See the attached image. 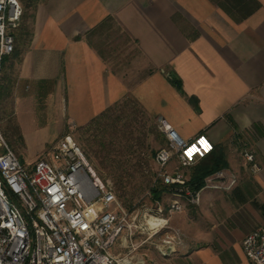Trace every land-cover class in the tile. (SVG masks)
I'll use <instances>...</instances> for the list:
<instances>
[{"label": "crops", "instance_id": "obj_1", "mask_svg": "<svg viewBox=\"0 0 264 264\" xmlns=\"http://www.w3.org/2000/svg\"><path fill=\"white\" fill-rule=\"evenodd\" d=\"M259 1L262 7L238 22L213 0H46L37 9L32 40L14 64L12 90L18 101L50 97L60 110L66 101L79 125L133 96L183 138L204 134L214 146L223 145L226 170L248 175L254 199L264 204V0ZM108 17L139 49L144 75L134 84L101 54L94 40L101 32L88 39ZM174 73L185 93L198 99L199 111L171 82ZM59 117L61 129L65 121ZM24 140L30 156L24 162L34 163L30 159L43 149L27 133ZM244 142L262 167L256 174L246 168ZM236 187L246 192L242 184ZM191 206L167 217L168 238L160 249H169L165 256L179 257V264H221L220 253L209 246L208 225L193 216ZM136 241L138 248L145 245ZM125 255L134 258L130 250Z\"/></svg>", "mask_w": 264, "mask_h": 264}, {"label": "built area", "instance_id": "obj_2", "mask_svg": "<svg viewBox=\"0 0 264 264\" xmlns=\"http://www.w3.org/2000/svg\"><path fill=\"white\" fill-rule=\"evenodd\" d=\"M22 14L20 0H0V86ZM159 129L167 144L155 156L157 180L173 198L168 208L157 202L139 213L124 207L114 182L94 169L70 134L36 162L27 163L9 146L0 122V264H134L112 248L119 241L130 251L138 249V234L151 238L167 226L166 211H182L184 200L199 203L183 170L214 148L204 134L185 139L165 120L159 121ZM244 144L246 168L256 174L262 167ZM217 176L225 180L228 173L221 170ZM236 182L215 187L231 189ZM243 249L252 263L264 264V227L244 237Z\"/></svg>", "mask_w": 264, "mask_h": 264}, {"label": "rangeland", "instance_id": "obj_3", "mask_svg": "<svg viewBox=\"0 0 264 264\" xmlns=\"http://www.w3.org/2000/svg\"><path fill=\"white\" fill-rule=\"evenodd\" d=\"M44 1L46 0H40L36 8H27L24 1L20 0L23 14L13 30L16 37L15 51L3 68L0 122L9 146L23 162L26 161L27 157H30L24 140L27 133L35 147L43 149L36 158L30 159L36 162L64 135L70 134L81 146L94 169L114 182L117 196L125 208L142 213L146 208L154 207L157 202L168 208L173 198L172 194L168 190L164 191L162 199L156 200L152 192L154 187L162 185L161 181L157 180L159 167L155 156L166 146V137L159 129V120L151 117L133 96L115 104L107 115L97 116L85 125H79L69 117L66 101L60 110L50 97L16 100L12 90L13 81L9 80L18 74L19 64L17 63V67L14 64L16 65L32 40L36 12ZM105 31L107 30L103 31L102 36H95V42L111 57L114 69L120 71L121 75L128 77L130 83L134 84L135 80L144 75L138 47L132 41L121 37L123 32L118 29L119 32L113 31L110 34ZM60 115L65 123L58 129ZM50 139L52 142L47 145ZM246 145L254 151L249 144ZM243 147L242 157L246 161ZM198 163L183 170L188 182L191 180L193 167ZM173 164L176 165V161ZM219 172L206 177L205 184L200 190H193L194 195L200 196L199 203H188L183 198L185 208L192 205L193 216L208 225L211 237L209 246L220 253L221 264H254L244 252L243 240L248 233L264 227V220L259 210L252 204L255 195L249 185V176L246 178L241 172L226 170L228 176L221 180L217 176ZM209 180L211 182H208ZM233 180L237 182L231 189L215 187L221 184L229 185ZM209 183L214 187H208ZM240 184L244 186L248 195L249 201L246 204H240L233 196V190ZM171 215L166 211L164 217ZM166 227L151 238L148 233L136 236L138 240L145 241V245L131 251L134 264H179V257L170 260L165 256L170 253L169 249H160V245H166L164 240L168 238L169 229ZM150 232L153 233V230ZM129 250L128 247H119V241L112 248L114 253L117 252L116 254L119 253L121 256L127 254ZM160 251L164 255H161Z\"/></svg>", "mask_w": 264, "mask_h": 264}, {"label": "trees", "instance_id": "obj_4", "mask_svg": "<svg viewBox=\"0 0 264 264\" xmlns=\"http://www.w3.org/2000/svg\"><path fill=\"white\" fill-rule=\"evenodd\" d=\"M27 8H36L39 4L40 0H23ZM217 5H219L224 11H226L231 17H233L236 21L240 22L254 14L257 10L262 7V4L259 0H213ZM117 26V27H116ZM117 29L121 32L122 28L117 23V21L113 17H108L101 24L94 27L88 34V39L90 40L96 33L103 34L104 30H107L108 34L113 31H117ZM117 31V32H119ZM121 37H124L127 41H132V39L122 33ZM16 38V37H15ZM79 38V37H78ZM105 51L101 50V54L104 55ZM11 56H8L4 60L5 63L10 59ZM109 57V56H105ZM4 68V66H3ZM116 71V70H115ZM171 82L184 94L187 96L188 100L195 106V108L199 111V101L196 97L188 96L183 87L181 86V81L179 77L174 73L171 75ZM112 110V107L107 111L99 115L100 117L103 115H107ZM229 167V161L227 159V154L225 147L223 145L214 146L213 150L205 156L200 162L193 167V172L191 176V180L189 181L190 186L193 190H200L205 184V178L209 175L224 170ZM169 191L168 187L164 184L161 187H154L152 192L156 200L162 199V193L164 191ZM233 196L235 200H239L241 204H246L249 199L246 192L241 187H236L233 190ZM252 204L255 208L259 210L261 215L264 217V204L260 203L257 199H253Z\"/></svg>", "mask_w": 264, "mask_h": 264}, {"label": "bare ground", "instance_id": "obj_5", "mask_svg": "<svg viewBox=\"0 0 264 264\" xmlns=\"http://www.w3.org/2000/svg\"><path fill=\"white\" fill-rule=\"evenodd\" d=\"M152 225H154V222L152 221ZM126 263H127V261H126Z\"/></svg>", "mask_w": 264, "mask_h": 264}, {"label": "snow or ice", "instance_id": "obj_6", "mask_svg": "<svg viewBox=\"0 0 264 264\" xmlns=\"http://www.w3.org/2000/svg\"><path fill=\"white\" fill-rule=\"evenodd\" d=\"M206 150H207V146H206Z\"/></svg>", "mask_w": 264, "mask_h": 264}]
</instances>
